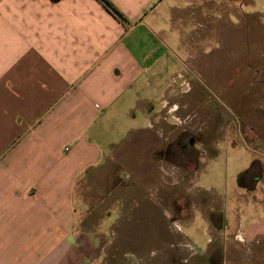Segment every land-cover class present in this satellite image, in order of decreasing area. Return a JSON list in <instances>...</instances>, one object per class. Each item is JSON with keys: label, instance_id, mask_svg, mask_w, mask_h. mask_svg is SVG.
<instances>
[{"label": "crops", "instance_id": "0c3cea01", "mask_svg": "<svg viewBox=\"0 0 264 264\" xmlns=\"http://www.w3.org/2000/svg\"><path fill=\"white\" fill-rule=\"evenodd\" d=\"M108 1L120 16L100 0H0V264H100L118 202L96 205V225L84 227L89 207L75 190H88L86 177L120 159L122 145L140 157L158 142L164 154L183 135L152 132L166 125V106H188L168 53L182 46L195 1ZM246 175L264 200V163ZM209 240L225 257L255 244L263 258L264 215L229 234L215 227Z\"/></svg>", "mask_w": 264, "mask_h": 264}, {"label": "rangeland", "instance_id": "374dc122", "mask_svg": "<svg viewBox=\"0 0 264 264\" xmlns=\"http://www.w3.org/2000/svg\"><path fill=\"white\" fill-rule=\"evenodd\" d=\"M193 1L195 18L183 44L168 53L169 68L183 71L188 106L172 114L166 106L161 115L167 126L152 132L160 129L170 138L182 132L187 145H172L166 155L155 152L157 142L142 146L140 157L122 145L120 159L107 161L102 174H89L88 190L74 192L89 207L84 227L96 225V205L103 213L113 209V199L118 202L113 239L100 264H217L215 249L226 258L222 264L264 262L255 244L225 257L217 240H209L215 227L229 234L237 221L264 215L259 187L244 185L254 163H264V0ZM145 123L138 117L134 125ZM254 136L258 144L250 141ZM100 226L107 229L106 216Z\"/></svg>", "mask_w": 264, "mask_h": 264}, {"label": "flooded vegetation", "instance_id": "af4514ba", "mask_svg": "<svg viewBox=\"0 0 264 264\" xmlns=\"http://www.w3.org/2000/svg\"><path fill=\"white\" fill-rule=\"evenodd\" d=\"M183 137V136H182ZM180 138L179 140H177L173 145H175L177 148L179 149H184L185 148V145H187L185 142H184V138ZM191 143V142H190ZM172 144H169L166 148V150L164 151V153L167 155V154H172V150H174L173 148H171ZM215 221V220H214ZM217 257V258H216ZM215 258V261L217 262V264H222L223 261L225 260V258H220V252L218 254H216L214 256ZM214 260V259H213Z\"/></svg>", "mask_w": 264, "mask_h": 264}, {"label": "trees", "instance_id": "16d2710c", "mask_svg": "<svg viewBox=\"0 0 264 264\" xmlns=\"http://www.w3.org/2000/svg\"><path fill=\"white\" fill-rule=\"evenodd\" d=\"M105 7L114 15L120 16L119 12L115 9V7L108 0H100Z\"/></svg>", "mask_w": 264, "mask_h": 264}]
</instances>
